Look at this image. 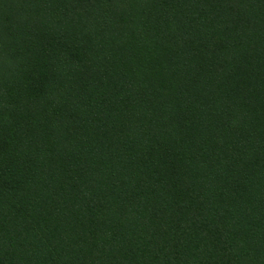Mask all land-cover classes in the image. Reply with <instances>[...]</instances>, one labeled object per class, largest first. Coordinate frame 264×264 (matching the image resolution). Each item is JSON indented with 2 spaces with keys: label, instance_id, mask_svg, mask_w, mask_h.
Wrapping results in <instances>:
<instances>
[{
  "label": "trees",
  "instance_id": "obj_1",
  "mask_svg": "<svg viewBox=\"0 0 264 264\" xmlns=\"http://www.w3.org/2000/svg\"><path fill=\"white\" fill-rule=\"evenodd\" d=\"M0 264H264V0H0Z\"/></svg>",
  "mask_w": 264,
  "mask_h": 264
}]
</instances>
